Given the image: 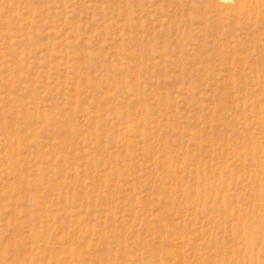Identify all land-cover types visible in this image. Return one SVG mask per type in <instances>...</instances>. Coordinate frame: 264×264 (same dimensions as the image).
I'll use <instances>...</instances> for the list:
<instances>
[{"label":"rangeland","instance_id":"obj_1","mask_svg":"<svg viewBox=\"0 0 264 264\" xmlns=\"http://www.w3.org/2000/svg\"><path fill=\"white\" fill-rule=\"evenodd\" d=\"M0 264H264V0H0Z\"/></svg>","mask_w":264,"mask_h":264}]
</instances>
